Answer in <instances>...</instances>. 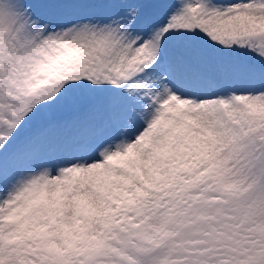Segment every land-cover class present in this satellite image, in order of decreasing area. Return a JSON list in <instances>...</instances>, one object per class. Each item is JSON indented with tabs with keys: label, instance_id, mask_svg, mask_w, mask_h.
<instances>
[{
	"label": "snow or ice",
	"instance_id": "snow-or-ice-1",
	"mask_svg": "<svg viewBox=\"0 0 264 264\" xmlns=\"http://www.w3.org/2000/svg\"><path fill=\"white\" fill-rule=\"evenodd\" d=\"M0 264H264V0H0Z\"/></svg>",
	"mask_w": 264,
	"mask_h": 264
}]
</instances>
